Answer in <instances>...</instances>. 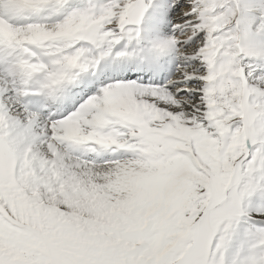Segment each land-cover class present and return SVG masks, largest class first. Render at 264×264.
<instances>
[{"label": "snow or ice", "instance_id": "6c2138e0", "mask_svg": "<svg viewBox=\"0 0 264 264\" xmlns=\"http://www.w3.org/2000/svg\"><path fill=\"white\" fill-rule=\"evenodd\" d=\"M0 264H264V0H0Z\"/></svg>", "mask_w": 264, "mask_h": 264}]
</instances>
